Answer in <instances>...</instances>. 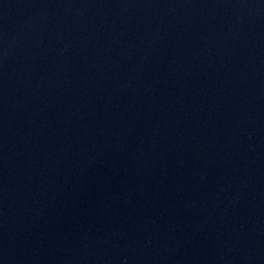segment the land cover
I'll list each match as a JSON object with an SVG mask.
<instances>
[{
    "label": "water",
    "instance_id": "obj_1",
    "mask_svg": "<svg viewBox=\"0 0 264 264\" xmlns=\"http://www.w3.org/2000/svg\"><path fill=\"white\" fill-rule=\"evenodd\" d=\"M0 209L34 264H264V0H0Z\"/></svg>",
    "mask_w": 264,
    "mask_h": 264
}]
</instances>
